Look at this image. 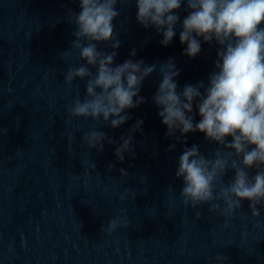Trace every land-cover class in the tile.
I'll return each instance as SVG.
<instances>
[{"label":"water","instance_id":"95a60500","mask_svg":"<svg viewBox=\"0 0 264 264\" xmlns=\"http://www.w3.org/2000/svg\"><path fill=\"white\" fill-rule=\"evenodd\" d=\"M117 8L115 65L142 60L157 70L143 82L145 102L127 110L130 119L112 129L70 116L86 84L65 81L69 67L84 63L71 47L75 26L67 17L69 9L80 11L78 0H0V264H264V206L253 217L244 201L225 217L209 211L210 204L183 203V182L175 176L182 151L198 145L211 156L219 146L199 132L182 138L186 144L166 136L152 99L159 67L169 59L180 72L178 91L186 84L206 85L217 46L203 43L200 54L189 58L179 25L164 47L154 28L136 22L134 0ZM137 120L142 128L132 134V150L122 162L114 155L116 144L105 141L97 152L84 140L85 133L99 130L119 141ZM109 165L115 167L109 171ZM231 176L229 171L224 183ZM217 203L223 210V201ZM117 218L121 226L109 232Z\"/></svg>","mask_w":264,"mask_h":264},{"label":"clouds","instance_id":"9594fccd","mask_svg":"<svg viewBox=\"0 0 264 264\" xmlns=\"http://www.w3.org/2000/svg\"><path fill=\"white\" fill-rule=\"evenodd\" d=\"M123 2L78 0L80 11L69 9L67 13L75 26L71 47L78 50L84 63L69 67L65 81L71 84L76 79L86 80L85 96L70 106V116L91 118L112 129L130 119L127 110L145 102L140 95L143 82L157 70L142 60L127 59L115 65L120 41L113 21L121 15L117 4ZM134 3L136 22L146 30L154 28L162 36V46L171 44L178 25L179 41L186 45L185 56L195 58L203 43L217 46L215 70L206 85L203 81L186 84L178 91L180 72L169 59L159 67L161 81L152 98L161 123L166 126V136L186 144L182 138L199 132L206 141L219 146L211 156L204 155L198 145L182 151L175 176L183 182V203L194 208L210 204L209 211H222L228 217L247 201L253 217L258 216L257 206H264V0ZM181 11L186 15L181 17ZM102 44L111 51L98 47ZM135 55L133 49L130 56ZM60 58L67 61L69 54L62 52ZM194 107L199 121L195 120ZM142 124V120H137L119 141L99 130L85 133L84 140L89 149L97 152H103L105 141L116 144L114 155L122 162L132 150V134L141 130ZM174 148L175 145L169 146V150ZM91 167L95 170V163ZM114 167L109 165V171ZM229 171L232 176L224 183ZM120 174L127 175L123 169ZM218 201H223V210ZM121 223L119 218L111 220L108 231H114Z\"/></svg>","mask_w":264,"mask_h":264}]
</instances>
